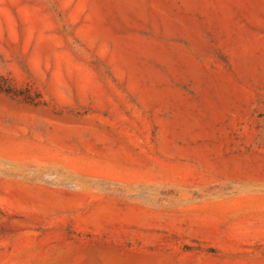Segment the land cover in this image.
<instances>
[{
  "label": "rangeland",
  "instance_id": "rangeland-1",
  "mask_svg": "<svg viewBox=\"0 0 264 264\" xmlns=\"http://www.w3.org/2000/svg\"><path fill=\"white\" fill-rule=\"evenodd\" d=\"M0 264H264V0H0Z\"/></svg>",
  "mask_w": 264,
  "mask_h": 264
}]
</instances>
